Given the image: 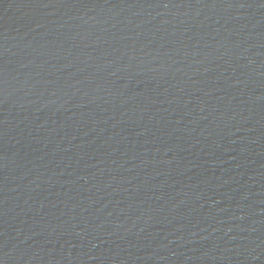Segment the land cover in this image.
Wrapping results in <instances>:
<instances>
[{
  "label": "water",
  "instance_id": "1",
  "mask_svg": "<svg viewBox=\"0 0 264 264\" xmlns=\"http://www.w3.org/2000/svg\"><path fill=\"white\" fill-rule=\"evenodd\" d=\"M0 264H264V0H0Z\"/></svg>",
  "mask_w": 264,
  "mask_h": 264
}]
</instances>
